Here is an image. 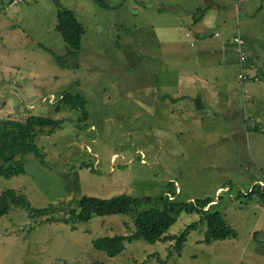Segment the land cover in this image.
<instances>
[{"label": "rangeland", "instance_id": "rangeland-1", "mask_svg": "<svg viewBox=\"0 0 264 264\" xmlns=\"http://www.w3.org/2000/svg\"><path fill=\"white\" fill-rule=\"evenodd\" d=\"M57 1L85 30L79 51L56 30ZM104 1L109 9L92 0H0V120L61 121L36 137L47 166L28 153L15 159L23 174L0 176V194L53 206L31 218L10 205L0 217V264H264V204L246 197L254 180L264 181V0ZM198 8H208L199 38L190 19ZM199 92L212 108L199 110ZM66 93L86 100L85 120L60 103ZM167 193L177 204L215 201L237 236L225 249L206 245L199 224L179 254L173 241L139 239L115 257L93 248L99 238L132 235L137 215L160 208L154 200ZM83 195L153 201L126 215L65 222ZM174 219L167 235L200 217Z\"/></svg>", "mask_w": 264, "mask_h": 264}, {"label": "trees", "instance_id": "trees-1", "mask_svg": "<svg viewBox=\"0 0 264 264\" xmlns=\"http://www.w3.org/2000/svg\"><path fill=\"white\" fill-rule=\"evenodd\" d=\"M92 1L102 8H110L104 0ZM56 5L58 10L56 30L70 51H79L85 30L70 10L63 8L58 1ZM205 11V8L198 9L194 13L195 16L197 15L194 19L195 23L202 19ZM56 60L59 61V59ZM60 103L72 110L82 111V118L79 121L87 118V112L85 111L86 100L82 96L66 93L61 96ZM4 122V120H0V176L10 178L23 174L24 168L22 164L19 161H15V159L28 153L33 154L40 164L47 166L48 162L45 160L41 148L36 144V137L44 134L45 130V134L52 133L56 128L60 127L61 121L50 117L31 116L21 124ZM254 194L258 195L264 204V187L259 185L252 186L246 197ZM152 201L151 197L133 198L127 195H120L110 199H101L83 195L79 200L78 210H71L70 217L65 219V222L77 220L81 223H87L93 216L126 215L136 208H141L143 204H151ZM154 201H159L162 205L160 208L154 207L138 214L134 221L135 231L132 235L99 238L93 242V248L109 257H115L124 250L126 243H132L139 239L150 244L158 241H173V249L176 254H179L182 245L187 240L189 231L196 228L199 224L205 225L202 242L206 245L237 236L236 231L226 223L224 216L220 212L212 210V206L206 209L211 202L210 199L190 202L191 204H177L174 199L169 200L164 195ZM10 205L24 208L31 218L36 214H43L53 209L52 205L43 209H34L25 195L14 190L3 191L0 194V217L9 212ZM182 212L196 213L200 219L198 222L189 225L178 236L167 235V231L175 223L174 217ZM167 257L169 258L170 254ZM157 262L166 264L159 258ZM92 264L105 263L95 261Z\"/></svg>", "mask_w": 264, "mask_h": 264}, {"label": "crops", "instance_id": "crops-1", "mask_svg": "<svg viewBox=\"0 0 264 264\" xmlns=\"http://www.w3.org/2000/svg\"><path fill=\"white\" fill-rule=\"evenodd\" d=\"M200 9V8H198ZM198 9L194 10V12H196ZM206 11H205V14L204 16L202 17L201 20H199L198 22H194V19L197 17V15L195 16L194 14L191 15V23H192V26L194 28V35L197 36L198 38L199 37H204L205 35H202V33H200V30L201 29H204L203 25L204 23L206 22V12L208 10V8H205ZM190 21V20H189ZM198 25V26H197ZM216 35V34H214ZM237 50V49H236ZM247 61V60H246ZM240 62V61H239ZM240 68L242 70V66L240 65ZM239 76V75H238ZM238 78V77H237ZM247 78V77H246ZM247 82V81H246ZM246 84V83H245ZM245 84H244V89L242 88V91L243 93H245ZM245 102V100H244ZM197 105L199 106V110L202 111L203 109H207V108H212L211 105L208 106V103H207V100L205 98V96L199 92V98L197 99ZM254 120L256 121L257 117L254 116ZM257 182H260V180H254L252 182V186H254ZM252 188V187H251ZM221 188H217V191H219ZM215 201L211 202L209 207L212 206L211 204H213ZM220 242V245H222L220 248L221 249H225L226 247L228 248V245H230V240L227 239V240H224V241H219Z\"/></svg>", "mask_w": 264, "mask_h": 264}, {"label": "built area", "instance_id": "built-area-1", "mask_svg": "<svg viewBox=\"0 0 264 264\" xmlns=\"http://www.w3.org/2000/svg\"><path fill=\"white\" fill-rule=\"evenodd\" d=\"M233 43L236 45V49H237V52H238V55H239L240 65L242 66V69H243V63L247 60V57H246L245 52L243 50L244 41L242 40V38L238 34L237 36L234 37ZM237 81L242 86V88L244 89V84L246 83L247 78L244 75L242 70H241L240 75L237 78ZM255 185H259L260 187H264V181L257 182ZM166 196H167L168 199H170V200L172 199V198L169 197V194H166Z\"/></svg>", "mask_w": 264, "mask_h": 264}, {"label": "bare ground", "instance_id": "bare-ground-1", "mask_svg": "<svg viewBox=\"0 0 264 264\" xmlns=\"http://www.w3.org/2000/svg\"><path fill=\"white\" fill-rule=\"evenodd\" d=\"M257 186V185H256ZM264 206V205H263ZM208 209V208H207Z\"/></svg>", "mask_w": 264, "mask_h": 264}]
</instances>
